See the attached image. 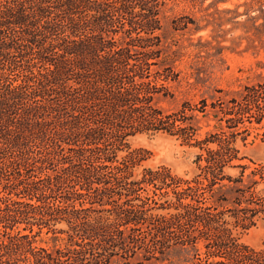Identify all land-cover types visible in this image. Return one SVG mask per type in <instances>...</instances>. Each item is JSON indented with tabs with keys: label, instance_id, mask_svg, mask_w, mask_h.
I'll use <instances>...</instances> for the list:
<instances>
[{
	"label": "trees",
	"instance_id": "16d2710c",
	"mask_svg": "<svg viewBox=\"0 0 264 264\" xmlns=\"http://www.w3.org/2000/svg\"><path fill=\"white\" fill-rule=\"evenodd\" d=\"M172 1L0 0V264H264V238L238 236L264 221V165L242 162L237 143L264 128V76L218 86L221 51L179 69L161 37ZM256 2L207 24L264 25ZM205 18L180 13L172 28L192 34ZM171 82L199 98L164 107ZM137 133L196 148L194 173L138 169Z\"/></svg>",
	"mask_w": 264,
	"mask_h": 264
},
{
	"label": "rangeland",
	"instance_id": "374dc122",
	"mask_svg": "<svg viewBox=\"0 0 264 264\" xmlns=\"http://www.w3.org/2000/svg\"><path fill=\"white\" fill-rule=\"evenodd\" d=\"M214 0H175L169 2L164 14V27L162 29V41L166 47L179 48L180 58L177 60L179 69H184L187 61L197 58H210V53L221 51L224 60L222 66L216 68L214 83L224 88L238 89L248 81L259 79L258 74L264 76V25L255 26L246 14L236 15V12L222 13L226 17L235 16L232 20L224 23L222 29L217 25L207 24V19L217 16V8H237L244 12L247 8L245 2L251 0H225L212 3ZM264 0L255 3L251 14H258L259 7ZM185 13L202 20L205 27L191 34L190 31H174L172 19L174 16ZM257 22H262L259 18ZM207 24V25H206ZM221 47V49L219 48ZM218 55V54H216ZM192 79V78H191ZM175 91V97H161L159 102L166 108H176L185 97L199 98V92L192 89L187 92L184 87H179L171 82ZM207 126H203V133ZM264 128H250L249 134L243 141L240 136L237 143L245 158L242 162L255 166L264 165ZM132 148L144 147L149 151L148 156L141 161L138 169L143 166L167 165L176 173L192 175L195 171L193 162L196 148L182 144L179 139L166 133L147 134L137 133L129 137ZM238 168H231L230 172H236ZM238 236L244 243L260 248L264 238V221L259 220L256 225L239 231ZM61 241L53 240L48 235L36 238V243L52 246Z\"/></svg>",
	"mask_w": 264,
	"mask_h": 264
}]
</instances>
